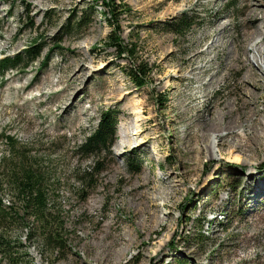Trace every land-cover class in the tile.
Here are the masks:
<instances>
[{
    "label": "rangeland",
    "instance_id": "374dc122",
    "mask_svg": "<svg viewBox=\"0 0 264 264\" xmlns=\"http://www.w3.org/2000/svg\"><path fill=\"white\" fill-rule=\"evenodd\" d=\"M116 2L124 5L121 55L106 43L111 28L98 15L85 12L88 24L72 34L62 29L91 0H0V59L42 45L24 71L0 74V134L24 147L23 166L43 175L48 207L63 225L62 248L52 254L35 230L29 240L26 229L7 226L20 247L14 261L0 264H264V138L262 149L246 153L215 142L210 157L199 150L209 141L196 139L192 125L208 113L218 117L223 101L234 108L235 68L206 96L195 76L208 82L221 72L258 17L244 16L247 0ZM183 13L198 23L170 33ZM224 23L222 56L204 72L213 52L202 51ZM250 66L264 84V71ZM134 69L144 72V85L129 76ZM263 108L258 98L252 111L262 117ZM106 110L117 114L109 151L82 153ZM0 197L3 210L16 205L7 189Z\"/></svg>",
    "mask_w": 264,
    "mask_h": 264
},
{
    "label": "trees",
    "instance_id": "16d2710c",
    "mask_svg": "<svg viewBox=\"0 0 264 264\" xmlns=\"http://www.w3.org/2000/svg\"><path fill=\"white\" fill-rule=\"evenodd\" d=\"M92 4L88 9H84L79 15L73 14L64 25L63 30L67 34H72L73 30H78L82 26L88 24L84 21L85 12L90 15L100 16L111 28L106 43L113 47L118 55L126 51L122 44L120 32V16L124 5L117 3L116 0H91ZM101 7V10H97ZM199 20L187 13L178 16L175 22L171 23L168 28L170 33L182 35L188 31ZM40 44L36 41L20 54L5 55L0 59V74L3 75L10 69L20 68L24 71L29 65L35 63L40 57ZM144 73L142 70H130L128 73L132 80L139 86L146 83L145 79L138 76ZM117 114L113 110H106L101 113L97 126L85 137L81 145V151L87 155H99L108 152L116 136ZM0 145L4 147V154L0 155V166L3 163H12L7 168L0 171V193L3 189H7L9 193L14 195L16 205L8 206V211L3 210L4 206L0 197V259L14 261L16 254L15 249L19 248L16 241L12 240L10 234L6 232L9 225L19 229H26L27 238L32 239L31 231L35 230V237L44 246L49 247L50 253L62 248L61 238L58 230L63 226L59 220L52 214L51 208L48 207V193L44 186V177L37 169L24 167L23 161L27 155L24 147L18 140L6 133L0 134ZM17 164V165H16ZM130 166L134 163L129 162ZM16 264H20L16 261Z\"/></svg>",
    "mask_w": 264,
    "mask_h": 264
},
{
    "label": "bare ground",
    "instance_id": "6f19581e",
    "mask_svg": "<svg viewBox=\"0 0 264 264\" xmlns=\"http://www.w3.org/2000/svg\"><path fill=\"white\" fill-rule=\"evenodd\" d=\"M251 4V0H247L245 3L244 7H246V9L244 16L252 17V15H255L258 17L259 22L252 30L244 33L243 37H245V39L240 45L241 52H237V49H232L225 56L226 63L221 72L213 73L208 82H205L200 76H195L203 88L202 96H206L212 87L226 78V74L230 70L235 68L237 72L241 74V77H236L233 83L234 87L237 89L234 93V101L231 102L234 108L230 109L228 107L230 103L228 102L226 104V102L223 101L224 105L218 117L214 115L211 116L210 113H208V117L205 118H200L201 115H199L200 119H196L198 120L197 124L199 126H195L196 120L192 123L196 128V139L199 138L203 142L205 140L209 141L208 144L203 145L199 150L200 152L206 151L210 157L214 156L215 142L221 147L227 145L231 150L239 151L240 153L252 151L253 146L257 148L262 145L260 147L261 149L263 147V143L259 141L264 138V114L262 117H259L252 109L258 98L264 99V93H262L264 84L260 83V78L255 74L256 71L253 70L250 65L255 62L258 65L257 67L261 71H264V0L260 1V9H248ZM218 29V26H216L217 40L212 41L211 44L202 51L203 54L213 52V56L208 55L209 58L200 66L203 68L204 72L212 70L211 61L222 56L221 50L225 48V45L222 44V38L228 33L226 23L223 24L222 29ZM259 35L261 39L256 40ZM192 60L193 59L190 58V61ZM247 60L249 61L248 64L246 63ZM208 63L209 65H207ZM256 90H260V92L258 93ZM250 101L252 107H250ZM220 102L221 100L218 101V103ZM245 108L248 110L244 111ZM199 120L202 121L200 122ZM187 127L190 128L189 126ZM239 128H242L241 132L237 131ZM221 131L224 132L220 133ZM228 159H230L229 161L234 160H232L231 157H228ZM238 159L239 157L236 158V160Z\"/></svg>",
    "mask_w": 264,
    "mask_h": 264
}]
</instances>
